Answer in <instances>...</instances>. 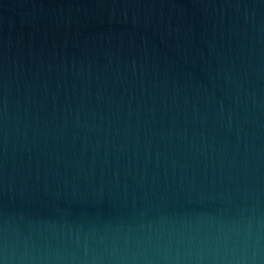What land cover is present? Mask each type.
Returning a JSON list of instances; mask_svg holds the SVG:
<instances>
[{"label":"water","instance_id":"1","mask_svg":"<svg viewBox=\"0 0 264 264\" xmlns=\"http://www.w3.org/2000/svg\"><path fill=\"white\" fill-rule=\"evenodd\" d=\"M0 264H264V0H0Z\"/></svg>","mask_w":264,"mask_h":264}]
</instances>
